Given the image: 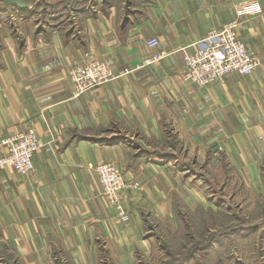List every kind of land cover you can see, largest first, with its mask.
Returning a JSON list of instances; mask_svg holds the SVG:
<instances>
[{
  "label": "crops",
  "instance_id": "crops-1",
  "mask_svg": "<svg viewBox=\"0 0 264 264\" xmlns=\"http://www.w3.org/2000/svg\"><path fill=\"white\" fill-rule=\"evenodd\" d=\"M252 1L260 11L240 15ZM20 2L0 0V154L29 125L43 145L31 172L0 169V264H140L166 254L154 219L176 229L180 209L218 210L242 193L235 184L263 193L264 0ZM230 21L260 65L211 85L184 79L185 52ZM88 59L121 75L75 96L70 69ZM102 162L140 183L122 193L126 218L89 166Z\"/></svg>",
  "mask_w": 264,
  "mask_h": 264
},
{
  "label": "built area",
  "instance_id": "built-area-1",
  "mask_svg": "<svg viewBox=\"0 0 264 264\" xmlns=\"http://www.w3.org/2000/svg\"><path fill=\"white\" fill-rule=\"evenodd\" d=\"M260 5L252 1L238 13L259 12ZM236 21H230L218 29L211 30L201 41L199 47L184 54V79L199 85H211L228 73L238 72L248 74L253 72L261 63L259 56L239 38ZM151 47L158 45V39L148 40ZM162 53L155 52L145 59L143 65L150 64L162 57ZM141 66L126 68L123 74L132 72ZM121 74L116 73L106 62L98 59H88L75 64L70 69V77L74 84V95L84 92L113 80ZM43 145L35 127L29 125L25 129L4 137L1 141L0 169L13 167L20 173H29L34 169L33 157ZM89 166L98 173L103 194L115 206L122 218L127 217V210L123 204L122 193L126 187L138 188L140 183L131 182L126 173L115 163H90Z\"/></svg>",
  "mask_w": 264,
  "mask_h": 264
},
{
  "label": "rangeland",
  "instance_id": "rangeland-1",
  "mask_svg": "<svg viewBox=\"0 0 264 264\" xmlns=\"http://www.w3.org/2000/svg\"><path fill=\"white\" fill-rule=\"evenodd\" d=\"M44 17V13L41 12L40 18L45 20ZM233 188H241L242 193L234 200L228 197L229 202L218 210L180 209L182 211L181 219L176 229H168L166 226L160 228L157 220L151 221L152 225L157 224L156 228L153 227L155 230L153 233L160 239L157 248L160 246L166 254L164 257H159L161 252L158 254L151 250L148 256L141 258L140 264H173L172 260L176 258H172V255H181L194 240H207L211 233H215L213 236L215 241L211 244L213 246L208 250L198 249L195 252L196 257L183 260L184 262L180 264H216L223 259H226L229 264H264L262 232L259 229L253 231V225L264 220V175L262 194L256 196L249 194L246 190L242 191L243 187L238 184H235ZM244 197L247 202L255 203V208L247 206L248 204L240 206L239 198L244 199ZM245 223H248L249 226L246 227ZM236 227L238 229L235 233H219V231L231 230ZM261 227L263 228L264 224ZM158 229L161 230L160 234ZM158 249L160 250V248Z\"/></svg>",
  "mask_w": 264,
  "mask_h": 264
},
{
  "label": "trees",
  "instance_id": "trees-1",
  "mask_svg": "<svg viewBox=\"0 0 264 264\" xmlns=\"http://www.w3.org/2000/svg\"><path fill=\"white\" fill-rule=\"evenodd\" d=\"M236 229H238V228L236 227V228H233L231 230L219 231V233L220 234L221 233L231 234V232L233 230H236ZM214 234L215 233H211L210 237L207 240H194L193 243L187 249H185L181 255H179V256L172 255L171 256L172 258H176V259L172 260L173 264H180V263L184 262L185 260L189 259L194 254V252L197 251L198 249H204V248L209 247L215 241V239L213 238ZM211 237H212V239H211Z\"/></svg>",
  "mask_w": 264,
  "mask_h": 264
},
{
  "label": "water",
  "instance_id": "water-1",
  "mask_svg": "<svg viewBox=\"0 0 264 264\" xmlns=\"http://www.w3.org/2000/svg\"><path fill=\"white\" fill-rule=\"evenodd\" d=\"M14 1H17L19 4H22V3L20 2V0H14Z\"/></svg>",
  "mask_w": 264,
  "mask_h": 264
}]
</instances>
